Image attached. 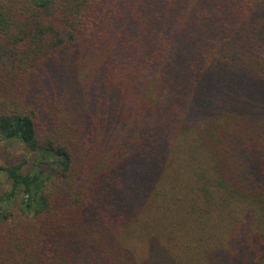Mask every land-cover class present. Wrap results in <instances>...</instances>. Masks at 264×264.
I'll list each match as a JSON object with an SVG mask.
<instances>
[{"label": "trees", "instance_id": "16d2710c", "mask_svg": "<svg viewBox=\"0 0 264 264\" xmlns=\"http://www.w3.org/2000/svg\"><path fill=\"white\" fill-rule=\"evenodd\" d=\"M0 264H264V0H0Z\"/></svg>", "mask_w": 264, "mask_h": 264}, {"label": "rangeland", "instance_id": "374dc122", "mask_svg": "<svg viewBox=\"0 0 264 264\" xmlns=\"http://www.w3.org/2000/svg\"><path fill=\"white\" fill-rule=\"evenodd\" d=\"M14 152L15 154L22 153L23 149L22 148H12L6 149L4 145H0V163H3L4 156L7 155L8 153Z\"/></svg>", "mask_w": 264, "mask_h": 264}]
</instances>
